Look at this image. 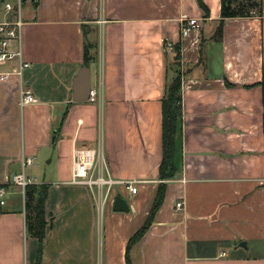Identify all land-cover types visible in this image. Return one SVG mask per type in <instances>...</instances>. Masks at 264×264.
I'll use <instances>...</instances> for the list:
<instances>
[{"label": "crops", "instance_id": "obj_1", "mask_svg": "<svg viewBox=\"0 0 264 264\" xmlns=\"http://www.w3.org/2000/svg\"><path fill=\"white\" fill-rule=\"evenodd\" d=\"M200 1L207 15L197 0L24 3L21 49L30 69L21 82L0 77V186L23 159L52 166L53 180L36 181L49 185L39 264H126L161 183L163 204L131 247V264H264V0L258 15L223 20L220 37V0ZM182 17L199 25L187 38ZM7 19L0 0V22ZM164 41L179 54L182 165L161 182V101L176 57ZM84 68L96 105L72 101ZM20 83L37 103L19 106ZM97 147L110 178L137 187L134 195L115 188L129 213L113 214L107 201L102 228L95 190L69 183L73 150ZM37 251L22 192L8 186L0 264H37Z\"/></svg>", "mask_w": 264, "mask_h": 264}, {"label": "built area", "instance_id": "obj_2", "mask_svg": "<svg viewBox=\"0 0 264 264\" xmlns=\"http://www.w3.org/2000/svg\"><path fill=\"white\" fill-rule=\"evenodd\" d=\"M26 1L33 2V4L38 2V0H2V10L8 19L0 22V65H10L7 71L0 72V77H15L20 82L25 71L30 69V64L23 59L21 49V32L24 25L22 5ZM180 23L181 38H187L193 30L199 28L195 20L187 19V17H182ZM12 43L16 45L15 49H12ZM164 47L166 51L173 53L174 47L171 43L164 41ZM87 102L90 104L98 102L97 89L90 88ZM35 103H37V100L31 90L24 86L23 83H20L19 106L25 107ZM32 164V159H23L21 162L22 171L13 175L8 185L0 186V207L5 206L8 186L18 187L24 197L25 188L37 184L35 179L27 178L24 173V170L32 166ZM69 183L86 186L91 191L95 190L99 209H102L107 201H113L114 197L117 196L115 188L118 186L123 187L131 195L137 192L136 182L114 181L110 178L107 170L102 165L100 147L73 150ZM175 208L180 210L183 208V204L178 202Z\"/></svg>", "mask_w": 264, "mask_h": 264}, {"label": "trees", "instance_id": "obj_3", "mask_svg": "<svg viewBox=\"0 0 264 264\" xmlns=\"http://www.w3.org/2000/svg\"><path fill=\"white\" fill-rule=\"evenodd\" d=\"M199 7L207 15V8L200 0ZM262 0H220V25L215 37L221 36V25L225 19L248 18L260 14ZM175 60H178V48ZM90 58L87 49L84 52V63L88 64ZM177 65V64H176ZM264 88V80L260 84ZM182 100H181V76L176 75L165 88L161 101L162 115V158L159 166L158 177L161 181L174 179L180 172L182 165L181 126H182ZM4 186V185H3ZM165 184L158 186L156 197L144 225L131 237L126 248V264H131L129 251L139 242L153 223L154 216L164 201ZM49 185L35 184L25 188L24 208L26 233L30 238L38 242V263L41 255V245L45 236L47 221L45 218V201L48 196Z\"/></svg>", "mask_w": 264, "mask_h": 264}, {"label": "rangeland", "instance_id": "obj_4", "mask_svg": "<svg viewBox=\"0 0 264 264\" xmlns=\"http://www.w3.org/2000/svg\"><path fill=\"white\" fill-rule=\"evenodd\" d=\"M9 1H14V0H9ZM24 3H27V5H30V1H26ZM23 3V5H24ZM22 5V7H23ZM24 11V7L22 9V12ZM176 60L174 59V62L169 66V68L171 69V71H169V78L172 80L176 75H180L181 76V71L179 70V68L176 65ZM169 79V80H170ZM96 105V104H95ZM46 160H49L46 159ZM46 162V161H45ZM44 162V165H37L36 163L33 164V166H30L28 168H26L25 170V176L27 178H32L35 179L37 182H43V181H50L54 179V175L53 173H51L52 171V166L46 165V163ZM44 169V170H43ZM39 185V184H37ZM106 210L107 207L103 206L102 209H99L96 218L98 217V226L99 227H104V217L106 214ZM113 214H116V212L111 211Z\"/></svg>", "mask_w": 264, "mask_h": 264}, {"label": "water", "instance_id": "obj_5", "mask_svg": "<svg viewBox=\"0 0 264 264\" xmlns=\"http://www.w3.org/2000/svg\"><path fill=\"white\" fill-rule=\"evenodd\" d=\"M87 75L88 70L86 68L82 69L75 82V88L73 89L75 94L72 97V101L75 103H85L88 100L90 82ZM112 210L116 213H129V207L120 195L115 196L113 199ZM240 247H244V243H241Z\"/></svg>", "mask_w": 264, "mask_h": 264}]
</instances>
